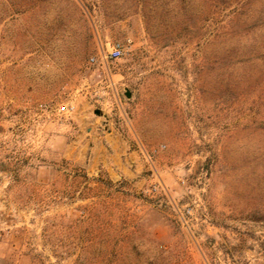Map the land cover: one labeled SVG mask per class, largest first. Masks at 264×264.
<instances>
[{
    "label": "rangeland",
    "instance_id": "1",
    "mask_svg": "<svg viewBox=\"0 0 264 264\" xmlns=\"http://www.w3.org/2000/svg\"><path fill=\"white\" fill-rule=\"evenodd\" d=\"M179 2L0 0V264H264V0Z\"/></svg>",
    "mask_w": 264,
    "mask_h": 264
},
{
    "label": "built area",
    "instance_id": "2",
    "mask_svg": "<svg viewBox=\"0 0 264 264\" xmlns=\"http://www.w3.org/2000/svg\"><path fill=\"white\" fill-rule=\"evenodd\" d=\"M125 54V48L124 46L117 42V43H114L111 47V51H110V58L113 59V60H118L120 58H122ZM93 61H95L93 59Z\"/></svg>",
    "mask_w": 264,
    "mask_h": 264
},
{
    "label": "trees",
    "instance_id": "3",
    "mask_svg": "<svg viewBox=\"0 0 264 264\" xmlns=\"http://www.w3.org/2000/svg\"><path fill=\"white\" fill-rule=\"evenodd\" d=\"M139 1H140L141 3H145V2H146V0H139ZM174 1L176 2L177 0H171V2H174ZM179 1H180V2H179L180 4L184 2V0H179ZM214 1L218 2V1H220V0H214ZM179 3H177V4H179Z\"/></svg>",
    "mask_w": 264,
    "mask_h": 264
},
{
    "label": "water",
    "instance_id": "4",
    "mask_svg": "<svg viewBox=\"0 0 264 264\" xmlns=\"http://www.w3.org/2000/svg\"><path fill=\"white\" fill-rule=\"evenodd\" d=\"M126 96H127L128 98H131V93L128 91L127 94H126ZM95 113H96L97 115H101V114H102V112L99 111V110L96 111Z\"/></svg>",
    "mask_w": 264,
    "mask_h": 264
}]
</instances>
